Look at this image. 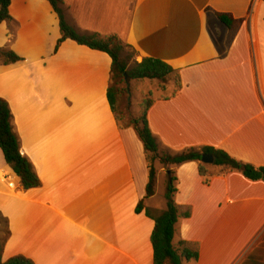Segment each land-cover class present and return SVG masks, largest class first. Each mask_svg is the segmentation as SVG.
<instances>
[{
	"label": "crops",
	"instance_id": "crops-1",
	"mask_svg": "<svg viewBox=\"0 0 264 264\" xmlns=\"http://www.w3.org/2000/svg\"><path fill=\"white\" fill-rule=\"evenodd\" d=\"M63 2L78 33L113 36L137 63L152 58L177 72L179 91L170 98L167 80L147 113L160 151L210 147L264 167L262 1ZM215 14L241 23L229 31ZM9 15L12 22L0 24V48L22 62H0V99L40 186L24 190L0 151V238L1 219L9 231L2 262L153 264L154 223L145 210L165 211V192L155 201L158 179L173 173L178 212H190L176 224L173 245L198 249L196 261L182 264H264L263 183L207 165L204 185L198 163L159 165L154 196L144 199L143 146L132 129L117 127L106 97L110 58L69 40L54 53L60 32L46 0H10Z\"/></svg>",
	"mask_w": 264,
	"mask_h": 264
},
{
	"label": "trees",
	"instance_id": "trees-1",
	"mask_svg": "<svg viewBox=\"0 0 264 264\" xmlns=\"http://www.w3.org/2000/svg\"><path fill=\"white\" fill-rule=\"evenodd\" d=\"M53 13L56 15L60 38L54 49L57 53L60 46L65 41H72L78 46L86 47L89 50L106 54L111 60V82L125 81H159L162 83L173 80L174 91L170 98L174 97L180 89V80L177 72L162 61L145 58L140 63H133L129 67L128 61L123 57L124 46L113 37H102L97 34H80L68 24L63 0H46ZM264 3V0H260ZM10 0H0V24L11 23L9 15ZM218 23L225 29L231 31L241 21H235L230 15L215 14ZM0 61L2 66H10L22 62V59L13 52L0 48ZM108 105L113 114L117 127L120 130L132 129L140 141L144 150V159L147 169V183L145 187L144 199L154 196L156 186L155 164L163 166L169 170L189 162L198 163V175L202 178L203 184H208L207 170L201 164L202 155H211L213 167L224 169L229 172H238L248 182H260L264 184V167H255L244 164L230 157L221 150L204 147L200 150L188 149L176 154L162 153L152 135L147 121V113L152 107L154 100L147 95L140 103V113L138 117L129 118L127 121L122 119V110L118 108L119 91L109 86L106 93ZM167 100L168 98H163ZM0 151L6 165L12 170L19 179L20 185L24 190L38 188L40 182L33 172L31 163L20 154L18 137L11 126V112L7 102L0 99ZM177 179L171 173L166 182L164 199L166 209L158 216H154L149 210H145V215L152 219L154 226L150 236V243L153 252V264H182L184 261H196L198 259V249L186 247V243L181 242L182 248L177 249L173 245L176 234L175 226L178 221L188 219L190 212L186 211L179 214L174 198L177 193ZM144 210L143 203L140 202L136 209L137 213ZM4 226V237L0 238V264H33L30 260L23 257H14L6 262H2V252L4 245L9 238L8 224L5 219H1Z\"/></svg>",
	"mask_w": 264,
	"mask_h": 264
},
{
	"label": "rangeland",
	"instance_id": "rangeland-1",
	"mask_svg": "<svg viewBox=\"0 0 264 264\" xmlns=\"http://www.w3.org/2000/svg\"><path fill=\"white\" fill-rule=\"evenodd\" d=\"M123 57L125 58L126 61H128L129 67L132 66L133 63L136 62L134 60V53L132 52V50H130V48H128L126 46H124ZM7 79H8V77L4 80H7ZM166 83L167 82L162 83L159 81H142V82H136V81H128L127 82V81H125L122 83L121 82H118V83L111 82L110 86L119 91L118 108L122 110V115H123L122 119L124 121H127L129 118L138 117V115L140 113L139 107H140V103L142 102V100L145 97H147V95H150L151 99H153L154 98L153 96L156 95L155 92L159 90V88L162 84L166 85ZM171 83L173 85L172 80H171ZM24 87H25V85L23 84V88ZM162 153H167V152L163 151ZM158 166H159V164L156 163L155 169ZM160 168H162L163 170H166L161 165H160ZM169 175H167V176L163 175L162 176L163 179H158L157 195L155 198L157 205H158L159 201H161V199L163 198V194L165 192V182H167V178ZM152 214H154V213H152ZM154 216H158V215L154 214Z\"/></svg>",
	"mask_w": 264,
	"mask_h": 264
},
{
	"label": "water",
	"instance_id": "water-1",
	"mask_svg": "<svg viewBox=\"0 0 264 264\" xmlns=\"http://www.w3.org/2000/svg\"><path fill=\"white\" fill-rule=\"evenodd\" d=\"M200 163L205 165V166L212 165L213 164V158L211 155H202Z\"/></svg>",
	"mask_w": 264,
	"mask_h": 264
}]
</instances>
